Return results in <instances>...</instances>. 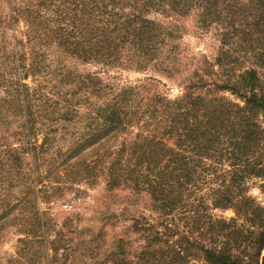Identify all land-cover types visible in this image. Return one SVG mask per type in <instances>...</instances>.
Returning <instances> with one entry per match:
<instances>
[{
  "label": "trees",
  "instance_id": "1",
  "mask_svg": "<svg viewBox=\"0 0 264 264\" xmlns=\"http://www.w3.org/2000/svg\"><path fill=\"white\" fill-rule=\"evenodd\" d=\"M4 2L0 241L18 244L7 264H72L78 247L42 205L98 180L148 197L155 219L136 216L91 264H264V207L249 195L264 188V0ZM186 19L216 39L214 59L181 48ZM69 60L186 85L172 99L156 79L118 86Z\"/></svg>",
  "mask_w": 264,
  "mask_h": 264
},
{
  "label": "rangeland",
  "instance_id": "2",
  "mask_svg": "<svg viewBox=\"0 0 264 264\" xmlns=\"http://www.w3.org/2000/svg\"><path fill=\"white\" fill-rule=\"evenodd\" d=\"M0 9L4 14L8 11L4 0H0ZM151 18L165 24L169 22L159 15H152ZM180 26L183 33L181 48L190 58L200 59L206 56L214 59L216 57L218 43L212 34L198 30L193 19L182 20ZM23 30L24 25L21 24L16 29L18 37H20L19 31ZM54 55L56 56L55 53ZM69 61L74 71L98 74L100 72L104 80L111 81L118 86L137 84L150 78L156 79L159 81L158 91L172 99L180 97L186 85L183 77L170 79L153 70L146 72L110 70L108 72L98 65H85L75 60ZM249 195L264 207V188L261 181L251 183ZM150 205V199L144 195H136L130 189L110 192L105 182L98 180L94 183H82L68 187L62 196L51 204H43L42 209L51 214L57 224L56 230L66 224L64 233L66 240L70 242L69 246L78 247V252L72 256L74 258L72 264H91L94 261L90 255L95 249H97L95 253L99 255V249L102 253L103 249H112L115 241L120 237H129L130 232L127 233V230L136 216L143 215L154 220L155 214ZM213 215L228 220L234 217L233 211H213ZM135 238L136 236L133 235V239ZM87 244L93 248L88 254L85 252L88 250ZM17 246V236L14 233L4 235L0 241V264H7L8 260L15 256Z\"/></svg>",
  "mask_w": 264,
  "mask_h": 264
}]
</instances>
